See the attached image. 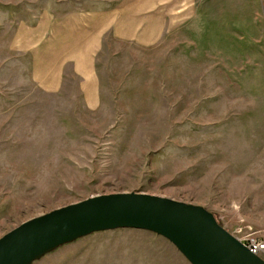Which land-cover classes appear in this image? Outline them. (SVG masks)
<instances>
[{"label":"rangeland","instance_id":"rangeland-1","mask_svg":"<svg viewBox=\"0 0 264 264\" xmlns=\"http://www.w3.org/2000/svg\"><path fill=\"white\" fill-rule=\"evenodd\" d=\"M125 192L264 240V0H0V238ZM32 264L192 263L125 227Z\"/></svg>","mask_w":264,"mask_h":264},{"label":"water","instance_id":"water-1","mask_svg":"<svg viewBox=\"0 0 264 264\" xmlns=\"http://www.w3.org/2000/svg\"><path fill=\"white\" fill-rule=\"evenodd\" d=\"M125 227L165 236L192 264H264L205 207L136 192L98 195L23 223L0 238V264H32L93 232Z\"/></svg>","mask_w":264,"mask_h":264},{"label":"built area","instance_id":"built-area-1","mask_svg":"<svg viewBox=\"0 0 264 264\" xmlns=\"http://www.w3.org/2000/svg\"><path fill=\"white\" fill-rule=\"evenodd\" d=\"M240 241L253 253L264 260V240H261L252 234H248L244 236V238H242Z\"/></svg>","mask_w":264,"mask_h":264}]
</instances>
